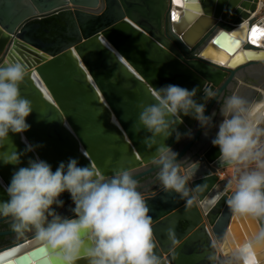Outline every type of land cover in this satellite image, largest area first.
Segmentation results:
<instances>
[{
	"label": "water",
	"instance_id": "95a60500",
	"mask_svg": "<svg viewBox=\"0 0 264 264\" xmlns=\"http://www.w3.org/2000/svg\"><path fill=\"white\" fill-rule=\"evenodd\" d=\"M172 3L181 9L174 22ZM257 3L181 0L180 6L175 0H0V66L11 62L28 69L21 93L34 110L27 118L31 127L23 136L39 145L22 158L20 166L39 157L55 170L60 162L76 158L105 177L129 170L137 181L145 179L138 182L139 190L150 210L155 251L162 264H208L206 254L215 252L216 241L226 234L242 243L260 229L261 222L233 216L228 197H223L218 215L208 226L199 204L189 207L175 193L164 190L155 151L144 143L147 133L137 132L134 124L139 105L153 103L158 88L168 84L214 92L206 114L217 112L213 120L217 126L222 120L217 102L233 93L249 102L262 98L264 50L245 42L237 51L234 43L235 33L246 28L243 20L256 10ZM249 57L263 59L258 61L262 65L254 69L255 60L242 62ZM33 73L42 89L32 79ZM202 95L201 91L198 98ZM188 129L192 139L177 143L172 137L165 143L179 158L198 164L190 184L205 186L201 198L209 191L210 196L213 191H225L227 182H216V170L223 166L219 149L211 144L217 128L204 135L196 120L183 117L179 131ZM10 138L18 152L25 149L20 135L10 134ZM214 156L218 157L212 160ZM16 168L0 161L3 185L10 183ZM191 168L190 162L181 164L184 174ZM151 183L157 186L153 190ZM3 185L0 200H7ZM62 199L65 206L59 211L70 215L69 194L64 193ZM8 219L0 217V222ZM236 222L244 230L242 238ZM0 236H13L0 245V264H56L32 233L20 237L10 230L1 231ZM228 252L225 249L224 255ZM251 259L264 264V250L255 251Z\"/></svg>",
	"mask_w": 264,
	"mask_h": 264
},
{
	"label": "clouds",
	"instance_id": "9594fccd",
	"mask_svg": "<svg viewBox=\"0 0 264 264\" xmlns=\"http://www.w3.org/2000/svg\"><path fill=\"white\" fill-rule=\"evenodd\" d=\"M27 74L20 63L0 66V161L17 166L9 184L0 180L8 197L0 200V217L11 219L17 236L32 233L56 264H162L155 251L148 204L129 170L105 177L76 158L60 162L55 170L39 157L20 166L22 158L39 147L23 136L31 127L27 118L34 110L21 93ZM215 96L199 86L165 85L158 88L153 103L139 105L134 128L147 133L144 143L155 151L158 180L164 190L175 193L189 207L199 204L205 190L203 185L190 184L198 164L188 157L179 158L165 142L172 137L177 143L193 138L191 129L179 131L183 117L196 120L204 135L217 128L211 144L219 149L218 159L229 170L224 176L227 205L233 216L258 220L262 226L242 243L224 235L206 259L208 264H249L256 250H264V117L253 120L250 102L233 93L217 102L222 117L217 126L213 122L217 112L206 114L207 103ZM10 134L21 136L25 143L22 152L16 150ZM188 162L192 168L184 174L181 164ZM64 193L72 201L70 215L59 211L65 206ZM223 195L217 193L216 200Z\"/></svg>",
	"mask_w": 264,
	"mask_h": 264
},
{
	"label": "bare ground",
	"instance_id": "6f19581e",
	"mask_svg": "<svg viewBox=\"0 0 264 264\" xmlns=\"http://www.w3.org/2000/svg\"><path fill=\"white\" fill-rule=\"evenodd\" d=\"M262 0H259L258 3H257V8L254 12L251 13V15H249L251 18H255V21L257 25L260 26V28H257L255 26L253 27H250L251 31H249V29H247V22L244 21V25L246 26V28H242V29H239L237 30V32L235 33V40H234V43L238 46L237 48V51L238 50H241L244 45V43L248 42L250 43L251 45H253L257 50H264V14L262 15H259V17L257 18V15L259 13V11L261 10V8L263 7V4H262ZM173 14L176 15V18L173 19ZM181 14V9L179 8H175L174 4L172 3L171 6H170V16H171V22H174V21H177V17L178 15ZM260 14V13H259ZM255 33V34H254ZM245 36V39H243V37ZM206 60H209L215 64H218V65H221L222 63L219 62L218 60H214V59H209V58H205ZM251 60H255L256 63H253L251 67H254L257 68L258 66H260V64L262 65V63L258 62L260 60H263V59H259V58H255V57H249L248 59H243V63L247 64L249 63V61ZM32 79L34 80L35 83L39 84L40 85V81L38 79V77L33 73L32 74ZM260 86V85H259ZM41 87V85H40ZM42 89V87H41ZM260 89V88H258ZM260 91L262 92L263 96L262 98H258V99H252L250 102V105H251V108H252V112H251V118L253 120H256L258 118H261L264 114V89H260ZM220 155V151H219V154ZM216 157L218 156H214L212 158V160L216 159ZM215 175L218 177L221 176V172H220V168H218L216 170V173ZM222 181L221 179L217 178V181ZM228 189L226 187V190L222 191L221 193H224V195L219 199V200H216V195L217 193H215L216 191H213L214 195L210 196L209 193L211 191H209L208 193H206L200 200L199 202V208L201 210V212L203 213L204 215V218H205V221L207 222V225H211L216 216L218 215V212L220 211V208L222 207L221 205V199L223 197H228V193H227ZM216 201L215 203H213V201ZM236 226H237V222H236ZM240 227V229H239ZM239 227L237 226V233L238 235L241 236V238L244 235V230L241 229V226L239 225ZM243 228L245 229V232L246 230L248 231L249 228L247 227L246 223L243 222ZM248 234V232H246ZM250 233V232H249ZM258 251V250H256Z\"/></svg>",
	"mask_w": 264,
	"mask_h": 264
},
{
	"label": "rangeland",
	"instance_id": "374dc122",
	"mask_svg": "<svg viewBox=\"0 0 264 264\" xmlns=\"http://www.w3.org/2000/svg\"><path fill=\"white\" fill-rule=\"evenodd\" d=\"M262 2H263V3H262V4H263V7H262L261 10L259 11L260 14L258 13V15H262V14H264V0H262ZM262 12H263V13H262ZM237 81H238V82H241L242 80H241V79H239V80L237 79ZM236 87H237V86L235 85V89H236ZM233 91H234V89H233ZM221 102H222V101H221ZM251 102H252V101H251ZM262 117H264V114H263ZM261 126L264 127V120L261 121ZM228 171H229L228 169H226L224 166H222V167L220 168L221 176H220V177L218 176L217 178H219V179H221V180H225V179H224V176H225V174H226ZM225 181H226V180H225ZM141 182H143V180H142ZM226 182H227V181H226ZM139 183H140V182H139ZM139 186H140V184H139ZM149 187H151L150 189L153 190V189H155L157 186H156V184L151 183ZM3 243H4V242H2V241L0 242V244H3Z\"/></svg>",
	"mask_w": 264,
	"mask_h": 264
},
{
	"label": "flooded vegetation",
	"instance_id": "af4514ba",
	"mask_svg": "<svg viewBox=\"0 0 264 264\" xmlns=\"http://www.w3.org/2000/svg\"><path fill=\"white\" fill-rule=\"evenodd\" d=\"M150 177H153V176H150ZM142 180L144 181L145 179H141L138 182H141ZM11 223H12L11 219L0 222V232L12 230ZM12 237L13 236H0V242L2 241V242H4L3 244H5V243L9 242ZM3 244H0V245H3Z\"/></svg>",
	"mask_w": 264,
	"mask_h": 264
},
{
	"label": "built area",
	"instance_id": "2783aa9c",
	"mask_svg": "<svg viewBox=\"0 0 264 264\" xmlns=\"http://www.w3.org/2000/svg\"><path fill=\"white\" fill-rule=\"evenodd\" d=\"M259 1V0H258ZM263 13V12H262ZM250 15H251V13H250ZM259 17V15H257V18ZM256 18V17H255ZM255 18H251L250 16L247 18V19H245V20H243V21H246L247 23V28L249 29V31H251V29H250V27H253V26H255V27H257V28H260V26L259 25H257V24H255L256 23V21H255Z\"/></svg>",
	"mask_w": 264,
	"mask_h": 264
},
{
	"label": "snow or ice",
	"instance_id": "6c2138e0",
	"mask_svg": "<svg viewBox=\"0 0 264 264\" xmlns=\"http://www.w3.org/2000/svg\"><path fill=\"white\" fill-rule=\"evenodd\" d=\"M175 2L177 3V5H180V6H182V4H181V0H175ZM176 18V15L175 14H173V19H175ZM255 34V33H254ZM220 41H219V39L217 40V41H215L214 43H219ZM249 264H254V260H252V259H250L249 260Z\"/></svg>",
	"mask_w": 264,
	"mask_h": 264
}]
</instances>
